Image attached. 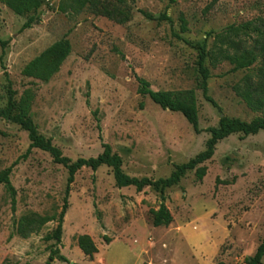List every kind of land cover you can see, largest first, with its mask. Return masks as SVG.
Listing matches in <instances>:
<instances>
[{"label": "rangeland", "instance_id": "rangeland-1", "mask_svg": "<svg viewBox=\"0 0 264 264\" xmlns=\"http://www.w3.org/2000/svg\"><path fill=\"white\" fill-rule=\"evenodd\" d=\"M102 1L109 9L125 11L127 20L76 0H46L22 15L0 1V37L9 40L3 57L0 46V111L9 106L10 80L12 113L27 97L38 132L65 156L74 161L96 157L107 143L121 156L126 174L154 180L168 178L205 150L210 129L219 126L222 116L246 121L262 116L237 91L248 72L234 71L235 64L224 55L241 60L256 47L255 33L234 35L229 28L264 20V0L212 5V0ZM144 13H166L171 21ZM32 16L39 20L24 28ZM64 38L72 50L50 80L23 74L31 60ZM197 43L206 44L208 94L218 106L198 87ZM139 78L153 90L194 89L199 132L181 112L140 93ZM30 143L28 131L0 116V173L18 161L10 174L15 205L0 184V264H247L264 238V130L219 140L214 156L204 163L202 180L195 169L188 170L167 188L165 204L173 221L159 227L152 223L151 210L161 204L154 188L119 187L112 168L102 165L81 168L67 197V168L42 149L28 152ZM65 203L57 244L46 237L54 233ZM30 213L57 219L21 234L19 223ZM81 234L96 243L93 258L78 246Z\"/></svg>", "mask_w": 264, "mask_h": 264}, {"label": "trees", "instance_id": "trees-1", "mask_svg": "<svg viewBox=\"0 0 264 264\" xmlns=\"http://www.w3.org/2000/svg\"><path fill=\"white\" fill-rule=\"evenodd\" d=\"M9 7H11L17 14H24L33 9L40 8L46 0H0ZM218 0H212L214 4ZM80 6L91 4L96 12L106 15L111 18H115L120 22L127 20L128 15L125 11L116 8H108V4L104 5L102 0H76ZM124 17H120V15ZM149 19H157L159 21L168 20L171 18L163 13L156 17L150 13H144ZM37 17H30L24 24V28L31 27L33 23L38 21ZM182 32L187 30V21L185 18H181ZM229 31L237 35L239 32L244 34L255 33L257 35L255 42L256 47L249 51L248 57H243L241 60L236 59L235 55L226 53L224 59H229L232 64H235L234 71L245 70L248 73L245 75L244 83L242 86H237V91L246 102L248 107L255 111L261 112L262 116H257L251 121L242 120L239 118H231L226 115L220 119L218 127H212L211 137L207 142L206 149L196 155L193 159L187 163L178 165L176 169L168 178H159L157 180L143 177H132L126 174L123 170L122 158L119 154L113 152L112 147L104 143V150L96 157L78 158L72 160L70 157L65 156L62 150L53 144L52 140L46 138L44 135L38 132L37 125L30 116V103L26 97L22 101L21 109L17 113H12V101L13 92L11 81L9 80L10 96L9 106L6 109L0 111V116H3L13 122L21 125L29 133L30 147L28 152L33 148H39L48 152L56 163L62 164L68 170V179L66 187V196L68 197L71 191V185L75 181L77 172L83 167H90L93 170L98 169L102 165H107L112 168L116 183L119 187L134 186L138 191H142L145 187L150 186L158 191L161 195V204L158 209H152V223L154 226H169L173 221V216L165 204L166 196L165 190L167 188L177 185L181 178L186 174L188 170L195 169L197 179L202 180L207 173V166L204 164L207 160L211 159L215 154L216 145L219 140L229 136L233 133L242 132L245 135L256 134L260 130H264V20L260 19L258 24L254 21H249L241 25L240 27H230ZM177 38L182 39V36L178 33L175 35ZM9 45V40L2 39L0 37V46L2 48V57L5 55L6 48ZM199 49L198 70L200 77L198 79V87L203 90L205 97L210 100L215 106L217 103L208 94L207 80L210 77L209 69L205 65V60L208 56V50L206 44H196ZM72 46L67 38H64L48 49H46L41 55L31 60L23 69V74L26 76H36L44 81L50 80V78L56 74L62 63L71 53ZM261 57L260 59H258ZM254 74V76L252 75ZM8 77V73L6 72ZM255 77V78H254ZM140 93L149 96L153 102L160 105L164 109L181 112L188 122L193 126L196 132H199V110L196 91L194 89L186 90H153L150 83L144 79L139 78ZM18 163L16 161L10 167L4 169L0 173V184L4 183L6 189L12 194L13 204L15 205V188L10 180V174L14 166ZM68 204L63 205V209L58 218V225L53 234L46 237L47 240L55 239L57 244L61 243L63 221L66 214ZM56 215L41 216L37 213H30L23 217L19 223V233L27 234V232L34 231L40 228L42 225L49 221L56 220ZM105 241L110 242V238L105 236ZM78 246L83 253L93 258L98 253V247L92 237L89 234H81L77 237ZM264 257V238L258 246L255 254L247 258V264H261ZM57 258L62 261H67V257L62 254H58ZM5 264V263H3Z\"/></svg>", "mask_w": 264, "mask_h": 264}]
</instances>
